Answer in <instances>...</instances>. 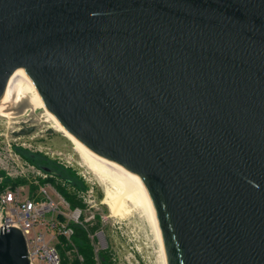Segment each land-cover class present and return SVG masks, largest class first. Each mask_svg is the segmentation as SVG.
<instances>
[{"label": "water", "instance_id": "obj_1", "mask_svg": "<svg viewBox=\"0 0 264 264\" xmlns=\"http://www.w3.org/2000/svg\"><path fill=\"white\" fill-rule=\"evenodd\" d=\"M20 70L143 189L167 264H264V0H0V105ZM0 264H31L20 229Z\"/></svg>", "mask_w": 264, "mask_h": 264}, {"label": "rangeland", "instance_id": "obj_2", "mask_svg": "<svg viewBox=\"0 0 264 264\" xmlns=\"http://www.w3.org/2000/svg\"><path fill=\"white\" fill-rule=\"evenodd\" d=\"M56 126L60 123L46 108L11 120L0 117V189L24 187L37 193L39 186H47L66 216L64 221L54 215L57 225L75 222L97 228L91 236L97 260L100 252H107L114 264H164L156 230L146 211L129 202L128 213L112 216L103 204L106 186L111 184L84 163L74 144ZM23 131L27 133L21 135ZM41 167H49L61 177L45 173ZM59 187L85 204L80 214L54 196L52 188ZM57 243L58 237L51 245Z\"/></svg>", "mask_w": 264, "mask_h": 264}, {"label": "built area", "instance_id": "obj_3", "mask_svg": "<svg viewBox=\"0 0 264 264\" xmlns=\"http://www.w3.org/2000/svg\"><path fill=\"white\" fill-rule=\"evenodd\" d=\"M48 191L47 186H39L37 193L26 191L24 187L9 186L0 189V228L10 226L23 232L31 264H61L56 245L51 244L58 235H64L68 240L73 235L68 223L59 225L55 223L54 215L65 219L66 216ZM52 191L55 193L54 196L71 208L58 189L52 188ZM75 210L78 214L82 211L78 208ZM56 230L57 236L51 234Z\"/></svg>", "mask_w": 264, "mask_h": 264}, {"label": "bare ground", "instance_id": "obj_4", "mask_svg": "<svg viewBox=\"0 0 264 264\" xmlns=\"http://www.w3.org/2000/svg\"><path fill=\"white\" fill-rule=\"evenodd\" d=\"M42 108L46 107L39 96L36 87L26 73L20 70V74L9 101L0 105V117L11 120L20 115H35L36 112ZM19 110H22L21 114L17 113ZM56 128L59 129V132L64 133L65 137L74 144L76 151L80 153L84 163L86 162L94 173L111 184V187L106 186V194L103 204L108 207L112 216H116L122 212L128 213L129 202L142 207L146 211L156 230L155 233H157V238L160 243L163 262L164 264H167L157 217L143 189L120 168L87 149L61 125L60 127L56 126Z\"/></svg>", "mask_w": 264, "mask_h": 264}, {"label": "trees", "instance_id": "obj_5", "mask_svg": "<svg viewBox=\"0 0 264 264\" xmlns=\"http://www.w3.org/2000/svg\"><path fill=\"white\" fill-rule=\"evenodd\" d=\"M41 169L44 171L49 169V173L61 177L58 172L49 167H41ZM58 191L72 209L78 208L82 210L85 208V204L81 200L68 194L64 189L59 187ZM59 218L66 221L61 216ZM68 227L73 230L70 240L64 235H58V243L56 244L61 264H114L110 254L107 252H100L99 260H97V254L91 240V236L96 234V227L88 226L86 228L85 225L75 222H69Z\"/></svg>", "mask_w": 264, "mask_h": 264}, {"label": "flooded vegetation", "instance_id": "obj_6", "mask_svg": "<svg viewBox=\"0 0 264 264\" xmlns=\"http://www.w3.org/2000/svg\"><path fill=\"white\" fill-rule=\"evenodd\" d=\"M21 112H22V110H19L17 113H18V114H21ZM43 171H44V170H43ZM48 171H49V169H48ZM49 172H50V171H49Z\"/></svg>", "mask_w": 264, "mask_h": 264}]
</instances>
